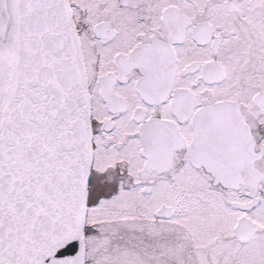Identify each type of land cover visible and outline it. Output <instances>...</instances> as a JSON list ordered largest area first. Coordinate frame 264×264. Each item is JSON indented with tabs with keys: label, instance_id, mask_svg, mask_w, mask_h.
<instances>
[{
	"label": "snow or ice",
	"instance_id": "snow-or-ice-1",
	"mask_svg": "<svg viewBox=\"0 0 264 264\" xmlns=\"http://www.w3.org/2000/svg\"><path fill=\"white\" fill-rule=\"evenodd\" d=\"M0 264H264V0H0Z\"/></svg>",
	"mask_w": 264,
	"mask_h": 264
}]
</instances>
